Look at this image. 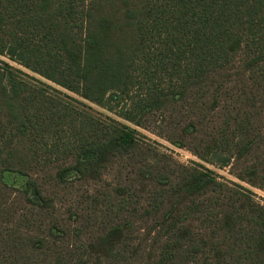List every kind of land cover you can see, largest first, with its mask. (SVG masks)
<instances>
[{
	"label": "trees",
	"instance_id": "1",
	"mask_svg": "<svg viewBox=\"0 0 264 264\" xmlns=\"http://www.w3.org/2000/svg\"><path fill=\"white\" fill-rule=\"evenodd\" d=\"M0 55V264H264V0H0Z\"/></svg>",
	"mask_w": 264,
	"mask_h": 264
},
{
	"label": "rangeland",
	"instance_id": "2",
	"mask_svg": "<svg viewBox=\"0 0 264 264\" xmlns=\"http://www.w3.org/2000/svg\"><path fill=\"white\" fill-rule=\"evenodd\" d=\"M1 61H5L11 65H14L20 69H22L24 72L28 71L24 69L23 67L17 65L15 62L8 60L5 56L0 55V66H2ZM95 109H100L97 106H94ZM100 111H102L100 109ZM130 127L135 131L136 137L138 141L147 143L152 148L156 149L159 153H165L169 155L172 158L173 163H182V164H191V163H199L201 165H204L208 169L212 171L214 175H216L219 178H224L227 181H236L238 180L232 176V174L228 171L229 168L226 166L225 168H219L215 165L209 164L205 161H202L198 159L195 155H193L189 150L179 147L177 145L171 144L165 139L157 136L156 132L151 128H143L138 127L136 125H130ZM2 180L10 186L23 188L26 184V176H24L21 173L15 172V171H6L2 174ZM247 186V185H246ZM248 187V186H247ZM254 199L264 205V191L258 188L250 187ZM62 211L55 213V218L58 216L64 217L67 213L64 209H61ZM65 212V213H63Z\"/></svg>",
	"mask_w": 264,
	"mask_h": 264
}]
</instances>
